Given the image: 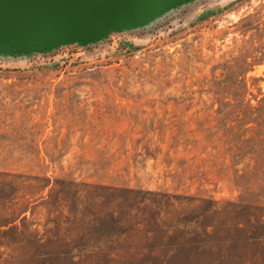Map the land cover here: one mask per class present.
<instances>
[{
	"label": "rangeland",
	"instance_id": "obj_1",
	"mask_svg": "<svg viewBox=\"0 0 264 264\" xmlns=\"http://www.w3.org/2000/svg\"><path fill=\"white\" fill-rule=\"evenodd\" d=\"M0 264H264V0L0 50Z\"/></svg>",
	"mask_w": 264,
	"mask_h": 264
},
{
	"label": "water",
	"instance_id": "obj_2",
	"mask_svg": "<svg viewBox=\"0 0 264 264\" xmlns=\"http://www.w3.org/2000/svg\"><path fill=\"white\" fill-rule=\"evenodd\" d=\"M183 0H0V50H45L99 38Z\"/></svg>",
	"mask_w": 264,
	"mask_h": 264
},
{
	"label": "trees",
	"instance_id": "obj_3",
	"mask_svg": "<svg viewBox=\"0 0 264 264\" xmlns=\"http://www.w3.org/2000/svg\"><path fill=\"white\" fill-rule=\"evenodd\" d=\"M6 223V222H5Z\"/></svg>",
	"mask_w": 264,
	"mask_h": 264
}]
</instances>
